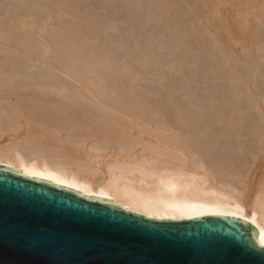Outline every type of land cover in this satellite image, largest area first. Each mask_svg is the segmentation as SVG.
<instances>
[{"label":"bare ground","instance_id":"1","mask_svg":"<svg viewBox=\"0 0 264 264\" xmlns=\"http://www.w3.org/2000/svg\"><path fill=\"white\" fill-rule=\"evenodd\" d=\"M30 1H33V2L35 1L36 3H40L41 4L40 6L46 8V9L48 7L47 10H50L51 14L60 13L63 15H67V18H68L67 20H65V21L63 20V22L58 23L57 26L55 24V26H56L55 29L57 27L60 28V31H59V33L61 34L60 35L61 41L59 40V42H61L60 45L61 46L62 45L67 46V53H69V51H72L74 48L84 49L86 47V46L85 47L80 46L81 44L83 46V43H81L78 47H76V45H78L77 42H79L80 40L79 41L77 40L76 44H74L75 43L74 41H76L75 38L73 41L74 42L73 45L70 43L72 46L66 45V43L69 44V42H72V37H74L73 31L85 33L86 30L93 28L94 24L92 22L88 21V19L85 17L87 15L94 14L95 11L103 13L104 15L110 13V14L116 15V17L117 16L120 17L121 15H123L121 17H123V18L127 17V19L132 18V20H133V18H141L143 20V26L144 27H146L149 24L148 21L150 19L151 20L153 19L154 21L155 20L157 21L156 22L157 25H155L156 27L166 28V31H168V32H169V30H167V29L173 27L174 22L176 20H178L179 17L180 18H182V17L188 18V16H189V18L191 17L193 19V17L191 15L196 16V10L191 9V8H186L185 5H184L185 6L184 7L181 4V0H48L49 2L47 0H30ZM229 1H233L231 3L234 4L235 1L237 3L238 1L243 2L244 0H200V2H202V4L204 5L203 11H207L208 13L214 14V15H215V13H218V12L221 13L224 10L222 8L218 9L217 6L222 7L225 4H229ZM200 2H198V3H200ZM252 2H253V0H252ZM254 2H256V0ZM260 2L258 1V3H260ZM49 3L51 5L54 4L55 7L51 6ZM215 3L217 4V6L214 5ZM237 4H236V6H237ZM45 5H47V6H45ZM48 5H50V6H48ZM242 5H243V3H242ZM248 5H249V3H248ZM256 5H257V3H256ZM256 5H255V8L258 7L257 10L260 7H261V9L263 8V6H260L259 4H258V6H256ZM262 5H264V4H262ZM236 6L234 5L235 8H236ZM251 6H252V4H251ZM240 7H241V4H240ZM249 7H250V5H249ZM194 8H195V6H194ZM246 8H248V7H246ZM231 9H233V8L231 7ZM231 9H230V12H231ZM243 9H244V7H243ZM249 9L252 10V9H254V7H252V8L250 7ZM249 9H247L248 12H249ZM261 9H259V11ZM237 10H238V8H237ZM243 11H242V13H243ZM262 11L264 12L263 9H262ZM262 11H260V12H262ZM14 12H13V14H15ZM199 12H198V15H199ZM254 12H255V10H254ZM18 13H20V12H18ZM18 13H16V14H18ZM254 14H252V15H254ZM19 15L16 16L17 18L14 17L15 19L12 18L14 22H16V19H17V22H18V23L16 22L17 26H18V24L23 23V20L20 21V19H19V21H20V23H19V21H18V17H20ZM222 15L224 16V13ZM256 16H258V15L256 14ZM263 16H264V14H263ZM11 17H13V16H11ZM65 17H64V19H65ZM59 19H61V18H59ZM97 19H98V17H97ZM220 20H221V18H220ZM189 21H188V23H189ZM58 22H60V21H58ZM179 22H180V24H183L181 21H179ZM193 22H194V20H193ZM56 23H57V21H56ZM186 23H185V25H186ZM191 23L192 22H190L189 25H191ZM21 24L19 25L20 27H22ZM28 24H30V23L28 22ZM193 24H192V27H193ZM243 25H246V24H243ZM28 26L29 25H27L26 27H28ZM131 26H132V24H131ZM24 28H25V26H24ZM186 28L184 29V31H181V32L179 30L178 33H180V35L177 36V39L178 40L183 39V41H185V44L190 45V43H192L190 40L192 39L195 32L193 31L194 28H187V29ZM228 28L226 29V23H225V25L219 24L217 26V29H220L222 31L224 30V32L226 30L229 31ZM241 28H243V26ZM252 28L253 27H251L249 29L248 36L247 35L243 36L244 38L246 37L250 41L254 40L253 39L254 36L252 38V36H251L252 32L250 31ZM145 29H147V28H145ZM244 29L245 28L242 29L243 32H244ZM242 30H241V32H242ZM222 31H220V32H222ZM132 32H134V31H132ZM56 33H58V31ZM59 33L56 36H58ZM128 33H129V31H128ZM174 33H175V31H174ZM245 33H246V31H245ZM43 36L44 35H42V37ZM56 36L54 35V37H56ZM165 36H167V34H165ZM0 37H2V36H0ZM31 37H33V36H31ZM60 37H57V38H60ZM77 37H80V36L78 35ZM160 37H162V36H160ZM2 39H3V37H2ZM258 39H257V41L259 42ZM178 40H176L177 43H178ZM41 41L45 42V40H41ZM55 42H57V41H55ZM224 43L226 46H229V44H232L228 38H226V40L224 38ZM224 43L222 42V44H224ZM252 43H254V41H252ZM255 43H257V42H255ZM236 45H238V44L236 43ZM56 46H57V44H56ZM63 46H62V48H63ZM255 46L257 47V44H255ZM50 47L47 49H50ZM142 47H143V45H142ZM53 48L54 47H51V49H53ZM56 49H58V47H56ZM64 49L66 52V48H64ZM80 49H78V50L75 49V50L81 52ZM91 49H94V48H91ZM60 50L61 49L59 48V51ZM85 50H88V47ZM95 50H97V49H95ZM95 50L92 51L93 53H91V51L90 52L85 51L87 55H85V56L82 55L81 57L84 56L86 58V56L89 55V57L92 56L95 58L98 56L97 55L98 53H94V52H96ZM59 51H58V57L60 58ZM76 51H74V52H76ZM152 51H154V50H152ZM74 52L72 53L73 55H74ZM154 52L156 53V50ZM242 52H244V51H242ZM56 53L57 52L55 51V48H54L53 55H55ZM101 53H103V52H101ZM147 54H148V52H147ZM181 54L182 53H180V55ZM75 55H76V53H75ZM79 55H81V54L79 53ZM145 55H146V53H145ZM150 55H151V58H152V56H154L153 53H151ZM186 55H187V53H186ZM100 56H102V55H100ZM92 57H90V58L92 59ZM66 58H64V59H66ZM97 58H99V57H97ZM156 58L158 59V57H155V60H156ZM47 59L48 58H46V60ZM50 59H52V58H50ZM77 59H74V57L71 58L70 56H68V58L65 60V62H63V60H62L63 63L57 69L59 70V72L60 71L65 72V70H67V69L72 70L71 68L75 69L78 67V66L76 67V65H77L76 60ZM213 59H215V58H213ZM57 60H59V59L57 58ZM142 60H143V58H142ZM78 61H79V59H78ZM159 61L161 62V60H159ZM193 61L194 60H192L191 62H193ZM3 62H4V60H3ZM58 62H60V61H58ZM101 63H104V62H101ZM25 65L27 66V64H25ZM107 65H108V63H106V67H107ZM196 65H197V63H196ZM53 66H56V63ZM85 66H86V64H85ZM87 66H89V65H87ZM103 66H105V65H103ZM114 66H116V65H114ZM230 66H232V65H230ZM118 67H120V66L118 65ZM205 67L208 68V66H205ZM218 67L220 68V66H218ZM11 68H13V67L11 66ZM11 68L6 67V64L0 63V87H1V89L4 88V85L2 86V84L5 83L4 79H7V77L10 75V72H12ZM109 68H112V67L110 66ZM109 68H108V70H109ZM135 68L137 70L138 67H135ZM53 69H56V68H53ZM82 69H81L82 72L80 71L81 74L84 72ZM101 69H103V68H101ZM247 69L245 71H247ZM136 70H135V72H136ZM209 70H210V68H209ZM250 70H252V68ZM54 71H56V70H54ZM77 71H79V70H77ZM180 71L181 70H179V72ZM21 72H22V70H21ZM116 72L120 73L121 71H118L115 69V71L113 73L115 74ZM125 72H126V70H125ZM155 72H156V70H155ZM157 72H158V70H157ZM88 73H89V71H88ZM91 73H92V71H91ZM91 73L87 75L84 72L83 74H85V76L88 77L89 75H91ZM102 73H104V72H102ZM110 73H111V71H110ZM129 73H130V71H129ZM139 73H141V70ZM143 73H145V71ZM146 73H148V72H146ZM81 74H78V75H81ZM99 74L100 73H98V75ZM107 74H109V73H107ZM117 74L118 73H116V75H115V79L118 78V77L116 78ZM247 74L249 75L250 73L247 72ZM251 74H254V73H251ZM69 75H70V73H69ZM95 75H96V73H95ZM102 75L105 76V73ZM136 75H134V77ZM141 75H144V74H141ZM145 75H147V74H145ZM178 75H180V74H178ZM118 76H120V75H118ZM139 76H137V77L140 78ZM158 76H160V75H158ZM241 76H242V74H241ZM87 77H84L85 79L80 77L81 79L79 80V87H78L79 89L76 90V88H75V90H73V91L81 92L82 89L83 90L85 89V93H87V92L91 93L90 92L91 87H89V89H87V85H89V83H91V81H93L94 79L93 80L92 79H86ZM90 77L95 78V76L93 77L92 75ZM143 77H145V76H143ZM246 77H248V76H246ZM249 77L251 78L252 81H254L253 80L254 78L252 77V75H249ZM98 78L100 80V77H98ZM113 78L114 77H112V79ZM162 78H163V87H164L163 89L169 95H171V100H172V102H174L172 104H175L176 109H177V111L174 110L176 112L173 113L174 114L173 117H172V114L169 113L163 106L156 104V103L154 104L153 102L150 101V99L148 97H145L144 95L142 96V95H133V94H132L133 95L132 96V95H129L128 93H126L125 92L126 89H125V91L123 89H121V84L124 82V79H123L122 83H121V81L119 82L118 80H117L118 82H116V80L114 79L115 83L113 85L114 86L113 89L115 88V91H114L113 97L112 96L110 97V95L108 94V90H109L108 88L106 89L107 92L98 89L97 90L98 95L95 96L94 100H92V99L90 100V97L87 96V95H89L88 93H87V95H85V93L84 94L82 93L80 98L78 99V101L75 100V101H77L76 102V106H77L76 110H71V105L73 104V102L71 103V100L73 101L75 96L72 97V95L69 94V98H70V96L73 98L71 100L68 99L67 96L61 97V98L59 97L60 99H56V98L50 96L51 98H50L49 104L51 106H54V107L56 105H59L62 107L61 109H63L64 111H66L68 109L69 112L67 111V113H72L74 116H76L77 120L75 121V118H74V121L77 123V126L73 127L71 125L69 126L66 124L62 125L63 122L59 126L57 124V121H56L60 116L59 113L57 111H53L52 109H48L47 112L44 111L45 112L44 113V118H45L44 121L41 120L42 118L41 119L37 118V123L41 122V123H39V125L41 127L38 125V128L41 131L37 130V128H34V126L37 123L33 127H31V125L28 124L29 129L28 128L27 129L29 130L28 131L29 135H30V133H32V135L34 134V136L36 135L34 137L35 140H34L33 145L35 144L34 146L37 148L38 147H45V148H47L46 150H48V149L49 150L52 149V151L57 150L58 148H61V144H60L61 140L58 137L59 136L58 132H61V131L65 132V135L67 138L73 137V138H76L77 140H80V142L82 141V145L84 144L83 145L84 147L87 145L88 149L86 148L85 152H81L80 150H81V148L83 149V147L76 148L75 147L76 145L74 146L72 144L76 148V149L73 148L74 151H72V149H70V148H61V149L65 150L63 153L59 149V151L62 152V154H61L62 157L64 155V157L68 158L71 154L72 155L73 154L74 155L79 154L78 156L75 157V159L82 161L85 164V167H81V168L76 167L77 169L73 170V168L71 169V168L67 167L66 165L61 166L60 164H58L54 161H51V160L47 161L44 158H39L35 155H27L25 157V155L22 154L23 152H20L18 149H16V150L14 149L11 152H9V151L3 152V150H2V152H0V166L20 170V171H22L23 176H28V177L48 181L51 184H55V185L62 186V187L74 190L76 192H79L82 196H85V197H93V198L100 199V200L112 201L114 205H118L121 207L126 206L130 209V211L140 213L143 216L148 217V218H154V219H158V220H160V219L189 220V219L203 217V216H222V217L226 216V217L236 218V219H239V220L249 224L257 232V234L255 235V240L257 242V245L260 247H264V180L262 178V182H260V180H258L256 183L252 182L250 179L243 176V173H245V172L242 170V165H241L242 164V158L244 157L243 156L244 153L247 152L251 148L248 144L249 142L246 143V141H245V142L240 143V145L238 144L239 146L237 148L236 147L231 148V149H233V153H230L227 156L222 157V156L217 155L218 157L214 156L208 160L196 159L198 157L196 155V152L198 153V151H200V150L209 149V150H212V152L220 151V148H221L220 143H217L220 136L218 135V132H217L218 131L217 125L214 124V122L217 120L215 119V117H211V114L209 115L208 113H205V112H192V111H194L192 108H191L192 111H189V112H188V109H187V111L184 110L185 108L184 109L182 108L180 101H179L178 97L176 96L177 94H175V92H178L177 91L178 87L180 88L179 82H181V81H178V79L176 77H174L172 75H168V74H164L162 76ZM222 78H223V76H222ZM250 78H248V79H250ZM130 79H132V78H130ZM51 80H53V79H51ZM73 80H71V81H73ZM55 81H52L51 83H53ZM63 81H61V82H63ZM94 81H96V80H94ZM98 81H97V83H98ZM108 81H110V80H108ZM160 81L162 82V79ZM67 82H68V80H67ZM74 82H75V84H77L76 81H74ZM77 82H78V80H77ZM105 82L106 81H104V83ZM230 82H231V80H230ZM111 83H113V82H111ZM160 84H162V83H160ZM124 86L122 85V87H124ZM49 87H50V85H49ZM50 88H52V87H50ZM96 88H97V86H96ZM96 88L94 89V91L96 90ZM101 88H103V87H101ZM17 89H18V87H17ZM68 89L70 92L71 89L70 88H68ZM23 90H24V88H23ZM16 92L17 91H15V93ZM95 92L93 94H95ZM20 93H18V94H20ZM71 94L74 95L75 93L73 92ZM168 94H167V96H168ZM46 95H44V96H46ZM158 97H160V95ZM41 98H42L41 95L36 93L35 91H32V92L30 91V93L25 91V93L19 95L17 102L22 104V103H24L25 99H26V101L28 99H31L32 101H31L30 105H32L33 101H40ZM46 99L49 100V97H46ZM160 102H161V100H160ZM167 102H169V100H167ZM30 105H29V107H30ZM171 106H174V105H171ZM44 110H47V109H44ZM22 111H24V110L22 109ZM229 111H231V110L229 109ZM25 114H29V113H25ZM238 114L240 115V113H238ZM68 116H70V114ZM66 117H67V115H66ZM237 118L239 120L240 117H237ZM63 119H64V117H63ZM82 119L86 120V122L82 121ZM231 120H233V121L231 122V124L229 126H230V129L232 131L230 133H228L229 138H227V139H228V141H231L230 143L237 144L236 141H238V139H237L238 134L239 133L242 134V131H240V132L237 131V125L239 124L240 121L237 120L238 121L237 122L234 118H231ZM0 121H1V119H0ZM14 121H15V119H14ZM61 121H62V119H61ZM2 123L3 122L1 121L0 127H1ZM26 124H24V125L26 126ZM74 125H76V124H74ZM48 128H49L48 133L43 134V132H45L46 129H48ZM176 128L182 129V130L176 131L175 130ZM0 130H2V129H0ZM262 136H264V135H262ZM136 138H138L139 140L136 141L135 140ZM62 141L63 142L65 141V143H69L67 140H62ZM263 141H264V139L259 140L260 146H259L258 152H260L259 153L260 155L264 149V142ZM251 142L252 141H250V143ZM75 143H77V142H75ZM143 143H144V145H141ZM18 144H20V143H18ZM31 144L32 143H30V146H31ZM138 147H139V149H138ZM41 150H43V149H40V151ZM43 151H45V150H43ZM59 151L57 150L56 152L58 153ZM83 151H84V149H83ZM256 151L257 150H255V152ZM47 152H44V153H47ZM49 152H51V151H49ZM200 154H202V152ZM248 154H251V153H248ZM53 157H56V156L53 155L52 158ZM72 158H74V157H72ZM69 159H70V157H69ZM252 159H253V157H252ZM52 160H54V159H52ZM104 160H105V162L106 161H108V162L105 163L106 164L105 170L102 171L101 167H102V163ZM246 170H247V168H246ZM242 171H243V173H242ZM248 171H250V170H248Z\"/></svg>","mask_w":264,"mask_h":264},{"label":"rangeland","instance_id":"2","mask_svg":"<svg viewBox=\"0 0 264 264\" xmlns=\"http://www.w3.org/2000/svg\"><path fill=\"white\" fill-rule=\"evenodd\" d=\"M197 1L200 2V0H188V1L187 0H181V4L183 6L185 5L186 8H191V9L196 10V16L191 15L193 17V19L191 17L189 18V16H188V18L184 17L185 19L183 17L182 18L179 17L178 20H176L174 22L173 27L167 29V30H169V32L166 31V28L156 27L155 25H157V23H156L157 21L156 20L154 21L153 19L152 20L150 19L148 21L149 24L146 27H144L143 26V20L141 18H133V20H132V18L127 19V17H124V18L121 17L123 15H121L120 17L119 16L116 17V15H113L110 13L105 14L106 15L105 16L103 13L95 11L94 14L87 15L85 17L88 19V21H90L94 24L93 28L86 30L87 32L85 31V33L73 31L74 37H72V42H69V44L66 43V45L72 46L74 42H75L74 44H76L77 40L78 41L80 40L79 41L80 43L77 42L78 45H76V47H78L81 43H83V46H82V44L80 45L81 47H85V46L86 47L84 49L74 48L72 51H69V53H67V46L62 45L63 46V48H62V46L60 45L61 42H59V40L61 41V37H60L61 34L59 33L60 28L57 27L58 29L57 28L55 29V27L58 25V23H61V22H63V20L65 21L68 19L67 15H63L60 13L51 14L50 10H47L48 7L46 9V8L40 6L41 5L40 3H36L35 1L33 2L30 0H0V32H1L0 36L3 37V39H2V37H0V43H1L0 44V59H1L0 63L6 64V67H10V68H11V66L13 67V68H11L12 72H10V75L7 77V79H4L5 83L2 84V86L4 85V88L1 89V87H0V109H1L0 110V117H1L0 119L3 122L1 124V127H0V129H2V130H0V152H2V150H3V152H5V151L11 152L14 149L15 150L18 149L20 152H23L22 154H24L25 157L27 155H35L39 158H44L47 161L48 160L54 161V162L60 164L61 166L66 165L67 167H69L71 169L73 168V170H76L78 167L79 168L85 167V164L82 161L75 159V157L78 156L79 154L78 155H74V154L72 155L71 154L69 156L70 159H69V157L68 158L64 157V155L62 157L61 154H62V152L64 153L65 150L61 149V148H70V149H72V151H74V149H76V148L83 147L84 151L81 148V150H80L81 152H85L86 148L88 149L87 145L85 147L83 146L84 144L82 145V141L80 142V140H77L76 138H73V137L67 138L65 135V132H62V131L58 132V134H59L58 137L61 140L60 141L61 142L60 143L61 148H58L57 150L59 151V149H60L62 152L59 151L57 153L56 152L57 150H54V151H52V149L46 150L47 148H45V147H38L37 148L34 146L35 144L33 145L34 140H35L34 137L36 135L34 136V134L32 135V133H30L31 136L29 135L28 124H30L31 127H33L37 123V118L38 119L42 118L41 120L44 121L45 120L44 113L47 112L48 109H52L53 111H57L59 113L60 116L56 120L57 124L59 126L62 124V122H63L62 125L66 124L69 126L71 125L73 127L77 126V123L75 122L77 120L76 116H74L72 113H67L68 109L66 111H64L63 109H61L62 107L59 105H56L55 107L51 106L49 104L50 98L54 97L56 99H60L61 97L67 96V98L71 100V99H73L72 97L75 96L74 100L73 101L71 100V103L73 102V104L71 105V110H76L77 109L76 102L80 98L81 94L85 93V89L84 90L82 89V91L80 90L81 92H79V91L75 92L73 90H75V88H76V90L79 89L78 88L79 87V80L81 78L85 79L84 77H87V76H85V74L88 75L91 73V71H92L91 75L93 77L95 76V78H92V77H90L91 75H89L86 79H92V80L94 79L96 81L93 80L94 82L91 81V83H89V85H87V89H89V87H91L90 92L92 94L87 92L89 95H87V93H85V95L90 97V100L91 99L94 100L95 96L98 95L97 94L98 89L107 92L106 89L108 88L109 89L108 94L110 95V97L111 96L113 97L114 91H115V88L113 89V87H114L113 85L115 83L114 79H115L116 73H118L116 76V78L117 77L118 78L115 79L116 82L121 81V83H122L123 79H124V82L121 84V89H123L124 91L126 89L125 92L128 93L129 95H132V94L133 95H142V96L144 95L145 97H148L150 99V101L153 102L154 104L156 103V104L163 106L169 113L172 114V117H173V115H174L173 113H175L177 111L176 106H175V104H172L174 102H172V100H171V95H169L163 89L164 87H163L162 76L164 74H168V75H172V76L176 77L178 79V81H181V82H179L181 84V85L179 84L180 88L178 87V89H177V91L179 93L175 92V94H177L176 96L178 97L182 108L183 109L185 108L184 110L187 111V109H188V112H189V111H192L191 110V108H192L194 110L192 112H205V113H208L209 115L211 114V117H215V119L217 120V121H215V122L213 121V122H214V124L217 125V128H218L217 132H218V135L220 136L218 139V142H217V143H220V146H221L220 151L212 152V150H209V149L200 150V151H198V153L196 152V155L198 156L196 159L208 160V159H211L212 157L217 156V155L222 156V157L227 156L228 154L233 153V149H231V148H235V147L237 148L240 145V143H242V142H245V141H246V143L249 142L248 144L251 148L247 152L244 153V155H243L244 157L242 158V164H241L242 170L245 172V173H243V171H242V173H243V176L247 177L248 179H250L254 183H256L258 180H260V182H262V178L264 180V149H263V152H261V155L259 154L260 152H258V149L260 146L259 140L264 139V136H262V135H264V53H263L264 52V49H263L264 48V43H263L264 42V40H263L264 39V16H263L264 12L262 11V9L264 10V5H262V4H264L263 3L264 0H262V1L256 0V2H254L255 0H253V2H252V0H248L249 2L247 0H244L245 2L244 1L243 2L238 1L237 2L238 4L236 3V1L234 2V4L231 3L233 1H229V4H225L222 7L217 6V4L215 3L214 5L217 6L218 9H220V8L224 9L221 13L218 12V13H215V15L210 14L207 11H203L204 5L202 4V2L198 3ZM258 1L259 2L261 1V2L258 3ZM247 2L249 3L250 7L251 8L254 7V9H252V10L249 9L250 7H249ZM242 3H243V5H242ZM256 3H257V5H256ZM236 4H237V6H236ZM240 4H241V7H240ZM251 4H252V6H251ZM258 4L260 6H263L262 9L259 6L260 7L259 9H261L260 11H262V12H260L259 9L257 10L258 7L255 8V5L258 6ZM50 5H48V6H50ZM234 5L236 6V8L234 7ZM45 6H47V5H45ZM51 6H54V4H52ZM194 6H195V8H194ZM231 7L233 9H231ZM243 7H244V9H243ZM246 7H248V8H246ZM237 8H238V10H237ZM230 9H231V12H230ZM247 9H249V12ZM254 10H255V12H254ZM242 11H243V13H242ZM13 12L15 14H13ZM18 12H20L21 14ZM198 12H199V15H198ZM16 13H18V14H16ZM223 13H224V16L222 15ZM251 13L252 14L255 13V14L252 15ZM256 14L258 16H256ZM18 15L20 16V17H18V21H19V19H20V21L23 20L22 24L19 21V23L21 24V26L23 28L19 26L20 24H18V26H17V24H16L17 19H16V22L13 21V19L17 18L16 16H18ZM11 16H13V17H11ZM64 17H65V19H64ZM97 17H98V19H97ZM59 18H61V19H59ZM220 18H221V20H220ZM193 20H194V22H193ZM56 21H57V23H56ZM58 21H60V22H58ZM179 21H181L183 24H180ZM188 21H189V23H188ZM28 22L30 24H28ZM184 22L185 23L187 22L186 23L187 26L185 25ZM190 22H192L191 25H189ZM225 23H226V29L229 27L228 28L229 31L226 30L225 31L226 33L224 32V30L222 31L220 29H217V26L219 24L225 25ZM55 24H56V26H55ZM131 24H132V26H131ZM192 24H193V27H192ZM243 24H246V25H243ZM27 25H29V26L26 27ZM24 26H25V28H24ZM242 26H243V28H245L244 32L242 30L243 28H241ZM186 27L187 28H194L193 31L195 32L193 35V37L195 39L193 37L191 40L189 39L193 43V44L190 43V45L185 44V41H183V39H179V40L177 39V36L180 35V33H178L179 30H180V32L184 31V29ZM251 27H253L250 30L252 32L251 36H252V38L254 36V38H253L254 40H252V41H254V43L257 42V43H255V44H257V47L255 46L254 43H252V41L248 40L246 37L245 38L243 37L246 35L248 36L249 29ZM145 28H147V29H145ZM56 30L59 33L58 36H56L58 34V33H56L57 32ZM173 30L175 31V33ZM219 30L222 32H220ZM241 30L243 33L241 32ZM128 31H129V33H128ZM132 31H134V32H132ZM245 31L247 34L245 33ZM165 34H167V36H165ZM42 35H44V36L42 37ZM54 35L56 37H54ZM78 35L80 37H77ZM31 36H33V37H31ZM160 36H162V37H160ZM57 37H60V38H57ZM74 38L76 39V41H74ZM224 38H225V40H226V38H228L232 44H229V46H226L224 43ZM257 39L259 40V42L260 41L261 42L259 43L257 41ZM41 40H45V42L41 41ZM176 40H178V43L176 42ZM55 41H57V42H55ZM222 42L224 44H222ZM236 43L238 45H236ZM56 44H57V46H56ZM142 45H143V47H142ZM50 46L55 48V51L57 52L55 54L56 56L53 55L54 48L51 49ZM55 46L58 47V49H56ZM49 47L51 50L47 49ZM87 47H88V50H85ZM59 48L61 49L60 51H59ZM64 48H66V52H65ZM91 48H94V49H91ZM75 49H77V50L80 49L81 52L76 51ZM95 49H97L98 51ZM57 50L59 51L60 58L58 57V51ZM93 50L96 51L94 53H98L97 57H99V58L95 57L96 58L95 59L94 57L90 56V57H92V59H91L89 57V55L86 56V58L84 57L85 55H87L85 51H89V52L91 51V53H93L92 52ZM150 50L151 51L156 50V53L154 51L151 52ZM74 51H76V52H74ZM242 51H244V52H242ZM73 52H74V55L72 54ZM101 52H103V53H101ZM147 52L149 55L147 54ZM75 53L77 56L75 55ZM79 53L81 55H79ZM145 53H146V55H145ZM151 53L154 54V56H152V58L150 55ZM180 53H182V54L180 55ZM186 53H187V55H186ZM49 54L50 55L52 54V55L50 56ZM82 55H84V56L81 57ZM100 55H102V56H100ZM65 56L67 58H68V56H70L71 58L74 57V59L78 58L79 61L77 59L76 60L77 63L75 62L77 64L76 67L77 66L78 67L75 69L71 68L72 70L67 69V70H65V72L64 71L59 72V70L57 68L63 62H65V60L67 59ZM56 57L59 60H57ZM155 57H158V59L161 60L162 63L157 58L155 60ZM46 58H48V59L46 60ZM50 58H52L53 60ZM64 58H66V59H64ZM142 58H143V60H142ZM213 58H215V59H213ZM3 60H4V62H3ZM14 60L16 62L17 61L18 62L16 63ZM62 60H63V62H62ZM192 60H194V61L191 62ZM58 61H60V62H58ZM101 62H104V63H101ZM55 63H56V66H53ZM106 63H108L107 67H106ZM196 63H197V65H196ZM25 64H27V66ZM85 64H86V66H85ZM87 65H89V66H87ZM103 65H105V66H103ZM114 65H116V66H114ZM118 65L120 67H118ZM230 65H232V66H230ZM108 66L109 67L111 66L112 68H109ZM205 66H208V68ZM218 66H220L221 69ZM100 67L103 69H101ZM135 67H138L137 70ZM53 68H56V69H53ZM108 68H109V70H108ZM209 68L211 71L209 70ZM251 68H252V70H250ZM81 69L85 72V74H83L84 72L82 73L84 76L81 74V72H82ZM115 69L118 71H121V72L120 73L116 72L114 74L113 72L115 71ZM224 69L225 70L227 69V70L225 71ZM246 69H247V71H245ZM21 70H22V72H21ZM54 70H56V71H54ZM77 70H79V71H77ZM125 70H126V72H125ZM135 70H136V72H135ZM140 70H141V73H139ZM155 70H156V72H155ZM157 70H158V72H157ZM179 70H181V71L179 72ZM88 71H89V73H88ZM110 71H111V73H110ZM129 71H130V73H129ZM144 71H145V73H143ZM102 72L105 73V76L102 75V74H104ZM146 72H148V73H146ZM247 72L250 73L249 75H252V77L254 78L253 79L254 81L251 80V78L249 77ZM69 73H70V75H69ZM95 73H96V75H95ZM98 73H100L101 75L100 74L98 75ZM107 73H109V74H107ZM251 73H254V74H251ZM78 74H81L82 76L78 75ZM141 74H144V75H141ZM145 74H147V75H145ZM178 74H180V75H178ZM241 74H242V76H241ZM118 75H120L121 77ZM134 75H136V76L134 77ZM158 75H160V76H158ZM137 76H139L140 78H138ZM143 76H145V77H143ZM222 76H223V78H222ZM246 76H248V77H246ZM98 77H100V80ZM112 77H114V78L112 79ZM130 78H132V79H130ZM248 78H250V79H248ZM51 79H53V80H51ZM161 79H162V82L160 81ZM67 80H68V82H67ZM71 80H73V81H71ZM77 80H78V82H77ZM108 80H110L113 83H111ZM230 80H231V82H230ZM52 81H55V82L51 83ZM61 81H63V82H61ZM74 81H76V83L78 85L75 84ZM97 81H98V83H97ZM104 81H106L105 82L106 84L104 83ZM160 83H162V84H160ZM49 85L52 88H50ZM122 85L123 86L125 85V86L122 87ZM96 86H97V88H96ZM17 87H18V89H17ZM101 87H103V88H101ZM23 88H24V90L26 89L25 90L26 92L30 93V91L31 92L35 91L36 93L40 94L42 97L41 100L40 101H33L32 105H30L31 101H32L31 99H28L29 101L28 100L26 101V99H25L24 103H22V104L17 102L19 95L25 93ZM68 88L71 89L70 92H69ZM95 88H96V90H95L96 92L94 91ZM15 91H17V92L15 93ZM72 91L75 93L74 95L71 94V93H73ZM93 91L95 92V94H93L94 93ZM18 93H20V94H18ZM69 94L72 95V97L70 96V98H69ZM167 94H168V96H167ZM44 95H46V96H44ZM159 95H160V97H158ZM46 97H49V100L46 99ZM75 100H77V101H75ZM160 100H161V102H160ZM167 100H169V102H167ZM29 105H30V107H29ZM171 105H174V106H171ZM22 109L24 111H22ZM44 109H47V110H44ZM229 109L231 111H229ZM174 110H176V111H174ZM25 113H29V114H25ZM238 113H240V115ZM69 114H70V116H68ZM66 115H67V117H66ZM236 116L240 117L239 120ZM63 117H64V119H63ZM13 118L15 119V121ZM74 118H75V121H74ZM231 118H234L236 121L237 120L240 121L239 124L237 125V131L238 132L242 131V134L241 133H239L240 135L238 134V138H237L238 141H236L237 144L230 143L231 141H228V139H227V138H229L228 133H230L232 131L230 129V126H229L231 124V122L233 121V120H231ZM61 119H62V121H61ZM82 121L86 122V120H84V119H82ZM39 123H41V122H38L34 126V128H37V130L41 131L38 128ZM24 124H26V126ZM74 124H76V125H74ZM177 129L178 128H176L175 130L176 131L182 130V129H178V130ZM48 130H49V128L46 129V131L43 132V134H47ZM62 140H67L69 143H65V141L63 142ZM135 140L138 141L139 139L136 138ZM250 141H252V142L250 143ZM75 142H77V143H75ZM18 143H20V144H18ZM30 143H32L31 146H30ZM72 144L74 146L76 145L75 146L76 148ZM141 145H144V143ZM40 149H43L45 151H43V150L40 151ZM138 149H139V147H138ZM255 150H257V151L255 152ZM49 151H51V152H49ZM44 152H47V153H44ZM199 152L200 153L202 152V154H200ZM248 153H251V154H248ZM53 155L56 157L52 158ZM71 156L74 158H72ZM252 157H253V159H252ZM52 159H54V160H52ZM107 162L108 161L105 162V160L103 161L102 167H101L102 171L105 170V165H106L105 163H107ZM246 168H247V170H246ZM248 170H250V171H248Z\"/></svg>","mask_w":264,"mask_h":264},{"label":"water","instance_id":"3","mask_svg":"<svg viewBox=\"0 0 264 264\" xmlns=\"http://www.w3.org/2000/svg\"><path fill=\"white\" fill-rule=\"evenodd\" d=\"M231 217L154 219L0 166V264H264Z\"/></svg>","mask_w":264,"mask_h":264}]
</instances>
